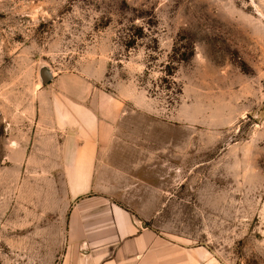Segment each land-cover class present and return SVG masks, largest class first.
Returning <instances> with one entry per match:
<instances>
[{"label": "rangeland", "instance_id": "obj_1", "mask_svg": "<svg viewBox=\"0 0 264 264\" xmlns=\"http://www.w3.org/2000/svg\"><path fill=\"white\" fill-rule=\"evenodd\" d=\"M73 77L124 103L106 198L223 264H264V0H0V264L65 258L67 186L25 153L47 137L40 93Z\"/></svg>", "mask_w": 264, "mask_h": 264}, {"label": "crops", "instance_id": "obj_2", "mask_svg": "<svg viewBox=\"0 0 264 264\" xmlns=\"http://www.w3.org/2000/svg\"><path fill=\"white\" fill-rule=\"evenodd\" d=\"M77 79L40 93L36 135L47 137L34 141L25 153V162L36 165L35 173L60 174L67 186L62 264H223L207 247L172 242L147 227L145 218L106 198L110 190L101 187L96 176L104 154L117 146L124 103L100 91L78 88Z\"/></svg>", "mask_w": 264, "mask_h": 264}, {"label": "water", "instance_id": "obj_3", "mask_svg": "<svg viewBox=\"0 0 264 264\" xmlns=\"http://www.w3.org/2000/svg\"><path fill=\"white\" fill-rule=\"evenodd\" d=\"M40 78L42 81V86H47L54 80V75L48 68L44 67L40 71Z\"/></svg>", "mask_w": 264, "mask_h": 264}]
</instances>
